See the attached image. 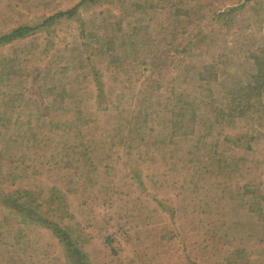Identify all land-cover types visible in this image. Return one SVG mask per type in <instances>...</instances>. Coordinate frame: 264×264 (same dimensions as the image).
Wrapping results in <instances>:
<instances>
[{"label":"rangeland","instance_id":"1","mask_svg":"<svg viewBox=\"0 0 264 264\" xmlns=\"http://www.w3.org/2000/svg\"><path fill=\"white\" fill-rule=\"evenodd\" d=\"M80 1L0 0V264H264V0Z\"/></svg>","mask_w":264,"mask_h":264},{"label":"trees","instance_id":"2","mask_svg":"<svg viewBox=\"0 0 264 264\" xmlns=\"http://www.w3.org/2000/svg\"><path fill=\"white\" fill-rule=\"evenodd\" d=\"M98 1L99 0H81L79 4H77L76 6L71 8L69 11H67L65 13H59L57 15H54V16L48 18L47 20L44 21L42 26H46V25L52 23L57 18H61V17L73 18L81 5H83V4H95ZM234 11H235V9L228 10L226 12V14H229V13L234 12ZM35 30H36V28H33V27H26V26L25 27H19V28L15 29L11 34H8V35L1 37L0 43L9 44V43H12L14 41L23 39V38L29 36L30 34H32ZM255 64L257 66V69H259V72H257L258 78L263 77L264 76V74H263V71H264L263 70V68H264L263 61L256 58ZM257 83H259V82L257 81ZM10 211L12 212L13 209ZM44 224L46 226H50L51 228H53V231L57 235V237L61 241L65 242V245L68 248L69 257H71L73 259L75 264H86L85 257L83 256V254L81 253V251L79 250L78 247L71 245L70 236L67 234V232L63 228H61L57 225L55 226L52 223H49V221H44Z\"/></svg>","mask_w":264,"mask_h":264}]
</instances>
